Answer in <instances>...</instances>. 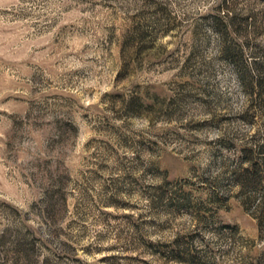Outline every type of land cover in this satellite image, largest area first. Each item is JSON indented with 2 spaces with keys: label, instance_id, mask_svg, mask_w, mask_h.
Segmentation results:
<instances>
[{
  "label": "rangeland",
  "instance_id": "rangeland-1",
  "mask_svg": "<svg viewBox=\"0 0 264 264\" xmlns=\"http://www.w3.org/2000/svg\"><path fill=\"white\" fill-rule=\"evenodd\" d=\"M0 264H264V0H0Z\"/></svg>",
  "mask_w": 264,
  "mask_h": 264
},
{
  "label": "trees",
  "instance_id": "trees-1",
  "mask_svg": "<svg viewBox=\"0 0 264 264\" xmlns=\"http://www.w3.org/2000/svg\"><path fill=\"white\" fill-rule=\"evenodd\" d=\"M225 7L226 8H229L230 6L229 7L228 6H225ZM218 18L219 17H217V20L215 21L216 28L219 27V23L221 22ZM233 22H235V19H233ZM222 33H223V31H222ZM128 36L129 37H128V40H127V44L129 45V47H131V45H132L133 48H134L135 47L134 43H136V42H138L140 40V35H135V34H132L131 33ZM141 39H142V37H141ZM227 54H230V53L228 52ZM242 79L244 80V82L245 81H249V79H251V75L249 73L248 74L245 73V74L242 75ZM258 167L259 166H258L257 163H252L251 164V167H248L247 169H245V171L248 172V173H251L252 172L251 174L253 175L254 173H258V171L260 169ZM252 175H250V176L252 177ZM250 176H248L249 179H246L245 181L241 180V178L238 177L239 180H241V182L240 181L239 182L242 183L243 186H246V184H248V182L251 183V181H252V178L253 177L251 178Z\"/></svg>",
  "mask_w": 264,
  "mask_h": 264
}]
</instances>
